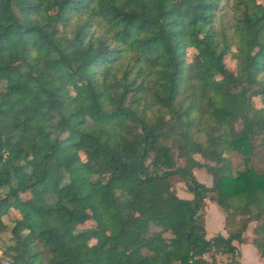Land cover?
I'll return each instance as SVG.
<instances>
[{"label": "trees", "instance_id": "obj_1", "mask_svg": "<svg viewBox=\"0 0 264 264\" xmlns=\"http://www.w3.org/2000/svg\"><path fill=\"white\" fill-rule=\"evenodd\" d=\"M227 2L231 21L215 26ZM223 135L235 162L220 157ZM259 152L264 0H0L10 264H217L218 253L234 264L253 222L264 262ZM204 167L211 186L195 177ZM175 177L192 198L176 194ZM207 197L226 236L206 237Z\"/></svg>", "mask_w": 264, "mask_h": 264}, {"label": "rangeland", "instance_id": "obj_2", "mask_svg": "<svg viewBox=\"0 0 264 264\" xmlns=\"http://www.w3.org/2000/svg\"><path fill=\"white\" fill-rule=\"evenodd\" d=\"M228 4H229L228 2H227V4L225 3L226 7L223 8L220 12L217 13V15H216V17L214 19L215 26H221L223 24L230 23V21H231V12H230V10L227 7ZM193 53H194V50H192V48H189V50L187 51V55H189V57H191L193 55ZM225 63H226V65L228 67L235 68V60L233 59L231 54L226 55ZM254 103H255V105H260V97H258V96L254 97ZM205 125H208V122H206ZM237 125H239L238 121L234 123V126H237ZM206 135H207V133H202L201 137L206 139ZM226 135H223L221 137V139H220V148H221L220 157L225 159V160H229L231 162H235L239 158L237 157L236 154L231 155L232 152L230 150H227V146H226L227 136ZM171 148L173 149V152H174L175 156H177V159L179 160V162L181 164H184L185 163V159H184L183 156L180 157L178 155V149H177L176 145H172ZM193 157L196 158L197 160H199L202 163H206V164H209V165H215L214 162L205 160L201 156V154H199V153H194ZM255 158H256L255 159V168L264 169V153L263 152L256 153L255 154ZM194 174H195L196 179L199 182L204 183L207 186H211L213 184L212 175L207 171V169L205 167L201 168V169H195L194 170ZM172 187H173V189L175 190L176 194L179 197L180 196L182 197L183 195H186L188 193L190 194V197H193V194L188 191L187 186H186V182L182 178H177V177L173 178L172 179ZM27 196H28L27 194L22 195V197H24V198H26ZM213 207L217 211H220L219 208L207 197L205 199L204 208L198 213V215L200 217L199 218L200 221L204 220V222H205V220H206L208 222V230H207V232H208L209 236L211 234L215 233V230H213L214 229L213 228V224L217 221V219H216L217 217L214 214ZM15 213L16 212L14 210L10 213V215L12 216L11 219L14 218V214ZM3 220L6 223V225H8V227H11L12 223L10 221V217H8V216L3 217ZM91 225H92V222L88 221L84 226L85 227H89ZM205 225H206V223H205ZM255 225H256L255 222H253V223H251L249 225V232H251V234H252V230H253ZM9 243H10L9 235L7 234V231L1 232L0 233V264L5 263L6 261H8L9 264H10L9 258L4 253V248ZM86 243L89 244V245L93 244L94 240H91V239L87 240ZM216 260H217V264H231L230 262H227L226 255L223 254V253H218L216 255ZM234 264H239V263L235 260Z\"/></svg>", "mask_w": 264, "mask_h": 264}, {"label": "crops", "instance_id": "obj_3", "mask_svg": "<svg viewBox=\"0 0 264 264\" xmlns=\"http://www.w3.org/2000/svg\"><path fill=\"white\" fill-rule=\"evenodd\" d=\"M181 197V196H180ZM181 198H192L190 197V194H186L183 195ZM214 214L216 215V219L217 221L213 224V230H215V233L211 234L210 236L208 235V222L205 220L206 223V237L210 238L213 235L217 234V233H221L224 236L227 235L226 230L224 229V215L220 212L217 211L214 207ZM245 238L247 239L246 242L244 243H235L236 247H237V253L238 256L236 257V261L239 264H264V262L261 260V258L258 255L257 250L255 249V247L250 243V240L252 238V234L251 232L248 231L245 234ZM228 262V260H227Z\"/></svg>", "mask_w": 264, "mask_h": 264}, {"label": "built area", "instance_id": "obj_4", "mask_svg": "<svg viewBox=\"0 0 264 264\" xmlns=\"http://www.w3.org/2000/svg\"><path fill=\"white\" fill-rule=\"evenodd\" d=\"M2 264H9V262H8V261H6L5 263H2Z\"/></svg>", "mask_w": 264, "mask_h": 264}]
</instances>
